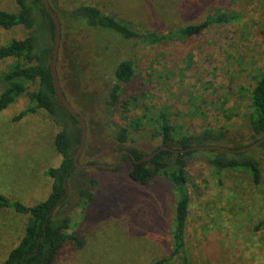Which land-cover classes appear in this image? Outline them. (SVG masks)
I'll return each instance as SVG.
<instances>
[{"label":"rangeland","instance_id":"obj_1","mask_svg":"<svg viewBox=\"0 0 264 264\" xmlns=\"http://www.w3.org/2000/svg\"><path fill=\"white\" fill-rule=\"evenodd\" d=\"M50 2L59 11L96 5L139 31H165L200 23L217 9L242 15L186 40L155 44L126 40L114 31L74 27L73 21L62 19L65 30L58 73L67 98L86 118L88 127L81 163H113L122 148L150 153L162 144V137L153 134L161 129L163 113L168 115L176 137L214 128L226 132L223 145L255 141L249 113L252 91L264 73V0ZM19 9L16 0H0V10L17 13ZM42 22L33 29L0 27V46L32 33L42 43L53 44L49 26ZM125 59L133 62L134 74L122 84L118 100L110 105L114 69ZM15 61L14 57L0 60V94L7 86L2 74ZM38 89L39 81L29 82L26 91L0 111V193L26 206L50 196L52 178L46 170L62 161L54 145L56 134L63 128L77 131L81 127L63 105L56 118L38 107L34 113L14 120L36 105L30 93ZM120 127L130 131L125 143L115 138ZM249 151L261 163L260 184L247 169L218 172L202 152L189 158V264H264V224H260L264 221V146ZM130 168L129 159L116 169L78 168L69 188L72 197L55 210L53 220L59 224L69 217V231L82 245L67 240L53 264H155L170 256L177 189L167 177L138 183L130 176ZM92 178L99 184L90 185L88 179ZM81 184L96 194L85 209L74 206L71 199ZM7 210L20 215L17 217L26 230L28 215L11 207ZM3 255L0 253V263ZM165 264L183 263L174 257Z\"/></svg>","mask_w":264,"mask_h":264},{"label":"trees","instance_id":"obj_2","mask_svg":"<svg viewBox=\"0 0 264 264\" xmlns=\"http://www.w3.org/2000/svg\"><path fill=\"white\" fill-rule=\"evenodd\" d=\"M16 2L20 8L19 12L12 13L0 10V27L11 29L21 25L33 29L38 25V22L44 21L42 23L49 26L50 37L54 43V22L42 1L16 0ZM52 6L57 11L62 22V37L65 30V23L62 19L67 18L73 21L74 27H85L98 31H114L123 39H133L151 44L168 40H186L191 36L201 34L210 26L230 23L242 17L240 13L235 11L217 9L213 13L208 14L200 23H193L165 31H139L116 16L105 13L96 5H80L71 10L63 11H59L53 4ZM52 56L53 44L49 42L46 44L42 43L40 37L33 33L26 37L14 38L0 46V60L9 57L16 59L11 68L2 74V80L7 83V86L0 94V111L7 108L18 96L23 94L29 82L39 81V89L30 93V98L36 102V105L23 110L14 117V120H19L28 113H34L38 107L47 109L52 118L57 117L58 110L62 104L54 88L51 73ZM133 74L134 64L131 60L125 59L117 64L114 69V83L110 90L108 104L114 105L119 98L122 84L130 81ZM69 115L75 124H79L74 116L70 113ZM249 120L253 131L252 137L257 141L264 136V73L258 79L252 91V108L249 113ZM160 121L161 129L153 134L154 136L160 135L162 137V144L159 147L148 154H144L135 148H122V150L129 149L135 158L139 160L163 146L185 149L194 145H223L221 143L226 137L224 130L214 128H205L198 134L176 137L168 115L165 113L161 114ZM129 135L130 131L128 128L120 127L116 131L115 138L118 142L125 143L129 140ZM80 139L81 127L77 131L71 128H63L56 134L55 146L62 155V161L59 166L50 167L46 170V174L52 178V190L45 201L34 206H26L20 201H11L0 193V208L11 207L19 213L28 215L23 238L0 264H53L67 240L72 239L78 245H82L81 239L69 231L72 222L69 217L63 218L59 224L53 220L55 210L72 197L69 191L66 198L61 201L62 197L67 193L65 182L68 183L70 188L76 171H79L74 166V158ZM243 146L245 145L240 144L234 147ZM260 146H264V142ZM196 152H202L205 160L214 166L218 172L228 168L247 169L251 172L253 181L256 184H260L262 181L261 163L250 151L227 152L212 149L175 153L166 149L157 153L152 159L142 162H136L130 154H126L123 161L128 159L131 161L130 176L135 181L147 184L150 181L158 180L157 178L167 177L178 192L172 253L169 257L156 261L155 264H165L174 257L181 258L183 264L190 263L186 238L191 203L187 166L189 158ZM89 163L95 162L90 161ZM120 167L121 164L117 168ZM88 182L93 186L99 184L98 180L94 178L88 179ZM77 189L75 197L71 198L72 202L74 206H80L85 209V206L94 199L96 194L91 187L86 185L81 184ZM260 224L263 225L264 221Z\"/></svg>","mask_w":264,"mask_h":264},{"label":"water","instance_id":"obj_3","mask_svg":"<svg viewBox=\"0 0 264 264\" xmlns=\"http://www.w3.org/2000/svg\"><path fill=\"white\" fill-rule=\"evenodd\" d=\"M41 1L46 7L47 11L49 12L54 22V43H53V56H52V62H51V73L53 76L54 88L57 92V95H58V98L61 104L72 116H74L77 119L78 123L81 126L80 144H79L78 150L76 151L75 158H74L75 167L79 169L94 168V167L105 168V169H116L123 162L124 156L126 154H130L136 162H142L145 160L152 159L157 153H159L162 150H166V149L171 150L175 153L177 152L184 153V152L194 151V150H212V149H218V150L227 151V152H246V151H249L253 148L260 146L264 142V136H263L257 141L251 144L245 145L243 147H239V148H235L231 146H224V145H219V144L194 145V146H191L185 149H174L169 146H163L157 149L156 151H154L153 153H151L150 155H146L139 160L135 158V156L131 153L129 149H123L119 153L117 159L113 163H100V162L81 163L80 156L82 152L84 151L86 142H87V131H88L87 120L81 113L78 112V110L72 105V103L67 98L63 90L60 77H59L57 63H58V55H59V49L61 46V39H62V22H61L60 16L58 15L57 11L53 8L50 0H41ZM65 186L67 187V193L62 197L61 201L64 200L67 194L69 193V185L67 182H65Z\"/></svg>","mask_w":264,"mask_h":264},{"label":"crops","instance_id":"obj_4","mask_svg":"<svg viewBox=\"0 0 264 264\" xmlns=\"http://www.w3.org/2000/svg\"><path fill=\"white\" fill-rule=\"evenodd\" d=\"M55 145V139H54ZM56 147V146H55ZM52 187V184H51ZM0 253H3V258L8 257L10 251L21 241L25 234V226L22 219L20 220V215L13 213V211H8L7 208H0ZM7 211L9 212L10 222H6ZM17 217V218H14ZM24 216V215H23ZM22 218V217H21ZM4 259V260H5ZM3 260V261H4Z\"/></svg>","mask_w":264,"mask_h":264}]
</instances>
